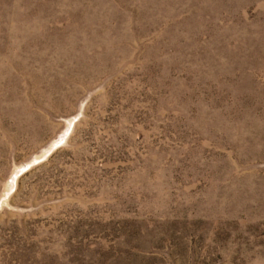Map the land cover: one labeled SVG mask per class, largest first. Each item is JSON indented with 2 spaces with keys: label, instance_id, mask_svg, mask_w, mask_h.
Wrapping results in <instances>:
<instances>
[{
  "label": "rangeland",
  "instance_id": "1",
  "mask_svg": "<svg viewBox=\"0 0 264 264\" xmlns=\"http://www.w3.org/2000/svg\"><path fill=\"white\" fill-rule=\"evenodd\" d=\"M0 264H264V0H0Z\"/></svg>",
  "mask_w": 264,
  "mask_h": 264
}]
</instances>
